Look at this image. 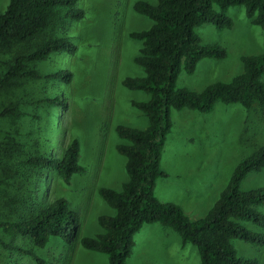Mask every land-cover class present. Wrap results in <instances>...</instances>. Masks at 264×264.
<instances>
[{"label":"rangeland","instance_id":"1","mask_svg":"<svg viewBox=\"0 0 264 264\" xmlns=\"http://www.w3.org/2000/svg\"><path fill=\"white\" fill-rule=\"evenodd\" d=\"M135 1L77 0L85 11L84 17L68 21L65 27L77 50L73 54L54 53L34 65L43 75L68 68L73 73L71 82L27 79L16 88L0 92V107L13 104L19 112L16 117L0 120V162L13 163L9 177L0 172V221L11 214L10 198L33 199L37 190L42 202L64 197L78 213V224L70 237H53L45 247L0 230V238L12 245L6 248L0 243V264H107L106 254L84 248L80 239L102 232L98 217L115 213L98 189L120 191L127 179L125 157L116 150V145L123 141L116 126L144 129L147 125L146 117L131 101H144L148 95L122 84L125 77L143 75L133 61L140 42L129 33L151 24L150 19L133 10ZM7 2L0 0V11ZM224 13L232 19L231 27L217 29L204 23L196 32L202 44L223 47L225 57L203 58L192 73L180 71L177 87L198 92L215 82H230L242 72L243 56L264 53V28L251 23L244 7L231 6ZM13 57L14 53L0 55V73ZM261 79L264 81V75ZM55 96L66 101L65 108L41 102ZM170 118L172 127L160 163L166 176L157 179L154 195L161 202L177 205L191 220H196L206 214L226 186L234 166L264 145V113L256 108L247 110L238 103L216 102L207 112L171 110ZM74 138L80 144L79 163L84 171L74 174L70 184L48 169L27 174V155H59ZM7 141L15 142L21 152H13L8 158ZM260 187H264V166L250 172L240 184L244 191ZM257 210L264 215V206ZM240 223L264 234V228L252 222ZM232 242L237 257L264 264V243L253 244L241 238ZM126 262L200 264L196 247L182 244L174 230L159 223L144 224L137 231Z\"/></svg>","mask_w":264,"mask_h":264},{"label":"trees","instance_id":"2","mask_svg":"<svg viewBox=\"0 0 264 264\" xmlns=\"http://www.w3.org/2000/svg\"><path fill=\"white\" fill-rule=\"evenodd\" d=\"M77 3V0H8L0 11V55L14 53V57L0 73V92L16 88L27 79L71 82L73 73L68 68L43 75L34 65L54 53H75L77 45L65 27L68 21L84 17L85 11ZM239 5L244 7L251 23L264 28V0H157L156 3L137 0L133 3V10L150 19L151 24L129 33L140 42L133 61L143 75L125 77L122 84L148 95L144 101H131L146 117L147 125L144 129L116 126V133L123 140L116 150L125 157L127 179L120 191L98 189L100 197L115 213L98 217L102 232L80 239L84 248L106 254L107 264H127L134 235L149 223L169 227L182 244L194 245L200 264H258L255 259L237 257L232 241L241 238L253 244L264 243L263 233L253 232L240 223L249 221L264 228V215L257 210L258 206H264V187L246 191L240 188L250 172L263 168L264 145L256 147L234 166L226 186L206 214L196 220H191L177 205L161 202L154 195L157 179L166 176L160 163L172 127L171 110L207 112L216 102H221L238 103L247 110L256 108L264 113L261 79L264 53L243 56V70L230 82H215L198 92L176 86L180 71L192 73L203 58L225 57L223 47L202 44L196 28L204 23H211L217 29L231 27L233 21L224 11ZM41 102L66 107V101L59 96ZM18 115L16 105L0 107V120ZM5 146L8 158L13 152H21L15 142L7 141ZM79 152V141L74 138L59 155L29 154L24 161L27 174L48 169L70 184L74 174L84 171ZM12 170L13 163L0 162L3 176L9 177ZM8 209L11 214L1 219L0 230L28 238L37 247H45L53 237L68 239L78 224V213L67 199L55 197L42 202L38 190L33 199L10 198ZM0 243L6 248L12 246L3 237Z\"/></svg>","mask_w":264,"mask_h":264}]
</instances>
